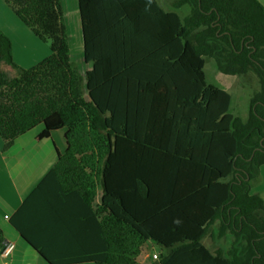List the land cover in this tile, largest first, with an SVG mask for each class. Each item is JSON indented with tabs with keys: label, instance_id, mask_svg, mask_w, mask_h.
Instances as JSON below:
<instances>
[{
	"label": "trees",
	"instance_id": "trees-1",
	"mask_svg": "<svg viewBox=\"0 0 264 264\" xmlns=\"http://www.w3.org/2000/svg\"><path fill=\"white\" fill-rule=\"evenodd\" d=\"M4 2L50 53L22 68L0 31L2 152L37 125V140L64 129V152L12 220L44 261L143 264L151 243L160 252L150 264H264V201L251 193L264 164V6L77 0L82 73L70 58L62 0ZM205 59L225 76L254 80L245 120L229 112L226 90L206 82ZM41 193L42 251L23 227L39 214ZM77 218L94 251L50 253L51 237L68 241ZM207 236L230 242L211 251Z\"/></svg>",
	"mask_w": 264,
	"mask_h": 264
},
{
	"label": "crops",
	"instance_id": "crops-1",
	"mask_svg": "<svg viewBox=\"0 0 264 264\" xmlns=\"http://www.w3.org/2000/svg\"><path fill=\"white\" fill-rule=\"evenodd\" d=\"M257 1L264 6V0ZM0 31L9 38L12 45V60L20 67L30 68L34 63L37 64L42 60V55L49 53L47 49H43L42 44L29 35L27 29L10 13L2 0H0ZM42 51L45 53L42 54ZM234 78L237 77L232 79ZM27 135L23 134L16 138L13 145L4 153L2 152L3 141L0 138V230L4 238L3 248L12 246L7 255L0 253V264H47L42 254L36 252L30 242L22 238L18 230L12 226V220H20L16 211L54 164L56 151L64 152L66 147L64 130L61 132L63 149H60L55 141H52L50 145L52 135L42 140H37L36 135ZM258 173V179L252 184L251 193L258 194L264 201V164L259 167ZM99 198L98 189L94 205L99 203ZM34 204L28 207L27 218L35 207ZM37 204L39 214L30 217L31 221L24 220L23 227L27 238L42 251V243L44 245L42 242V193ZM86 223L85 220L77 218L75 223L77 232L73 229V236H69L68 241L66 238H57L53 235L52 244L47 246L50 253L57 256H72L94 251V238L89 236L90 228L84 225ZM92 226H94L93 223ZM146 248L148 250V247ZM147 250L138 257L143 264H150V258L153 259V255H156Z\"/></svg>",
	"mask_w": 264,
	"mask_h": 264
},
{
	"label": "rangeland",
	"instance_id": "rangeland-1",
	"mask_svg": "<svg viewBox=\"0 0 264 264\" xmlns=\"http://www.w3.org/2000/svg\"><path fill=\"white\" fill-rule=\"evenodd\" d=\"M2 1L5 4V6L10 10V13L14 15L11 8L4 2V0ZM157 1L162 8L166 10H170V8L167 7L169 5V0H157ZM62 7L64 14V22L66 27V34L68 37V44L70 48V58L72 62L78 65L80 71L83 73V71L87 69V66L84 63H82V38H81L80 24L78 19V12H77V0H62ZM15 18L19 20L16 16ZM20 23L23 25L25 29H27L29 35L33 37V39L38 41L39 44H42L43 49H47L50 53L49 42H43L33 34L31 29L25 26L21 21ZM24 42L28 43L25 40ZM28 44L31 45L30 43ZM44 53L45 52L42 51V54ZM49 53L46 55H42L43 56L42 59L47 57ZM35 64L36 63H34V65ZM203 71L205 75V80L208 84H212L217 87H220L226 90L230 94L231 102H230L229 112L234 116H237L242 120H245L249 112L250 99L252 95L255 92H257L256 84L252 83L254 80L251 82L252 83L251 84L247 81H243L242 78L241 79L234 78L235 79L234 80L232 79L233 77L225 76L221 74L220 72H218L215 61L213 59H205ZM251 77H252L251 79L255 78L254 76ZM41 129H42V125H37L35 128L26 132L25 134H28L27 136L37 135L41 131ZM63 130L64 129H60L51 132L50 135H52V138L50 137V141H49L50 145H52V141H55V144L58 147H60V149H63V137L61 135V132ZM229 242H230V237L228 236L220 240L211 239L207 236L203 240V244L211 251H214L217 248H226L229 245ZM147 247H148L147 251H149V253L153 252L157 255L158 252L160 251L159 247L154 244H149ZM149 261L152 262L155 261V259L150 258Z\"/></svg>",
	"mask_w": 264,
	"mask_h": 264
},
{
	"label": "built area",
	"instance_id": "built-area-1",
	"mask_svg": "<svg viewBox=\"0 0 264 264\" xmlns=\"http://www.w3.org/2000/svg\"><path fill=\"white\" fill-rule=\"evenodd\" d=\"M11 245H9V246H6L5 248H3V249H0V253L2 254V255H7L8 253H9V251L11 250ZM153 258L155 259L156 258V255H153Z\"/></svg>",
	"mask_w": 264,
	"mask_h": 264
}]
</instances>
